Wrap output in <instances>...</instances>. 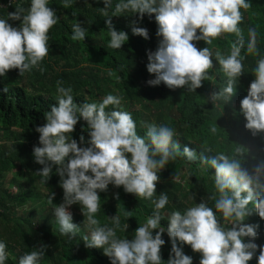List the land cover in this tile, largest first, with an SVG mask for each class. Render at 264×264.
I'll return each instance as SVG.
<instances>
[{
  "label": "clouds",
  "instance_id": "1",
  "mask_svg": "<svg viewBox=\"0 0 264 264\" xmlns=\"http://www.w3.org/2000/svg\"><path fill=\"white\" fill-rule=\"evenodd\" d=\"M11 2L15 4L18 0ZM72 2L64 0L63 7H70ZM103 4L110 35L108 47L113 49H120L129 39L125 31L116 30L113 16L130 12L133 14L130 17H138L132 20V33L147 40L148 29L137 24L145 14L154 15L156 35L161 39L156 51L147 52L146 68L154 76L147 81L149 86L163 83L170 90L196 92L205 80L211 79L209 73L214 67L212 50L198 48L197 42L211 45L225 34L234 35L229 54L215 51V60L227 77V85L208 97L213 105L220 101L228 103L236 94L237 78L244 74L242 49L246 48L247 54L260 55L257 30L250 26L246 41L240 27L244 20L241 9L246 11L252 6L248 0H120L115 4L113 16L107 14L112 0H103ZM7 15V19L0 18V77L11 70L23 75L38 67L49 54L48 34L58 20L48 0H31L27 10L17 5ZM10 20L21 24L14 27ZM85 38L86 30L81 24L73 25L72 40ZM253 72L255 79L240 101L239 112L245 118V129L255 137L264 133V58L257 61ZM57 92V103L44 113L46 123L36 128L40 146H34L33 156L42 165L37 173L44 178L43 183L50 179L54 166L60 177L63 202L53 211L61 235L72 239L78 233L79 226L73 223L68 209L79 204L89 228V235L83 237L84 246L103 249L110 264H165L162 259L165 231L171 243L166 264H193V258L183 252L184 245L200 254L199 264H249L254 257L257 264H264V159L250 171L242 166L240 148L226 153L202 145L199 155L188 146L181 151L170 126L149 124L145 135H138L132 114L120 110L118 96L108 94L100 102L78 105L70 87L58 86ZM109 106L111 111L106 110ZM81 119L86 122L90 138L86 141L80 135L78 142L72 133ZM211 131L214 133L216 128ZM178 156L189 162L199 159L201 164L214 169L209 178L215 191L183 214L178 210L168 213L165 229L160 222L164 219L162 210L169 203L168 195L161 192L158 199L153 197L160 181L158 173ZM110 184L154 204L153 215L135 229L132 239L117 236L120 221L116 216L111 217L114 227L101 226L95 218L101 207L98 193L106 192ZM54 198L52 192L48 196L50 205ZM115 198L119 199L118 193ZM127 215L132 217L129 211ZM250 216L252 219L246 223ZM128 227L125 225L124 230ZM6 247L0 242V264H5L8 258ZM46 247L22 255L18 264H39Z\"/></svg>",
  "mask_w": 264,
  "mask_h": 264
},
{
  "label": "trees",
  "instance_id": "2",
  "mask_svg": "<svg viewBox=\"0 0 264 264\" xmlns=\"http://www.w3.org/2000/svg\"><path fill=\"white\" fill-rule=\"evenodd\" d=\"M118 2L120 0H112V7L107 10L108 16L114 15ZM248 2L252 6L246 11L241 9L244 20L240 27L246 41L248 28L251 26L257 30L260 55L247 54L246 48L242 49L244 74L236 80V94L228 103L220 101L213 105L208 102V97L213 91L227 85V77L215 60V51L219 49L223 54H229L231 44L236 39L234 35L225 34L211 45L204 41L197 42L198 48L209 47L213 52L214 67L209 73L211 79L205 80L196 92L170 90L163 83L159 86H149L147 83L154 79L146 68L147 52L156 51L161 39L156 35L158 26L154 15L149 17L145 14L137 24L148 29L150 38L147 40L132 33V20L138 17H130L133 15L130 12L113 16L111 19L116 30L125 31L129 36L120 49H113L108 47L110 35L105 23L107 17L102 11L103 0H73L68 8L63 7L64 0H48V6L58 17L48 34L49 54L38 67L23 75H19L18 70H11L0 77V242L7 246L5 264H18L22 255L45 245V255L39 264H110L103 249L84 246L83 237L89 235V228L79 204L68 209L73 223L79 226L78 233L72 239L60 234V225L53 211L63 201L60 177L55 166L47 183H43L44 178L37 173L42 165L37 164L33 156L34 146H40V134L36 128L46 123L44 113L57 103L58 86L70 87L74 102L78 105L100 102L105 95L111 94L113 88L116 94L112 95L121 98L120 110L132 114L141 137L145 135L147 125L163 124L174 129V139L180 143L181 151L188 146L199 155L202 145L213 148L214 152L226 153L240 148L242 166L250 171L264 159L258 140L260 133L253 137L245 129V118L239 112L240 101L247 95L250 83L255 79L253 70L257 61L264 58V0ZM30 3L31 0H18L15 4L10 0H0V18L7 19L8 12L15 11L17 5L27 10ZM9 23L19 27L21 21L10 20ZM77 23L86 30L85 40H72L73 25ZM58 81L61 82L59 85ZM5 88L6 92L3 91ZM135 104L139 110L131 111L130 107ZM106 110L111 111L112 106ZM159 120L167 121L160 123ZM213 127L216 128L214 133L211 131ZM5 135L9 138H4ZM80 135H84L86 141L90 138L86 122L82 119L72 133L78 142ZM212 173L214 169L201 164L199 159L189 162L184 156L170 161L158 173L160 181L153 200L158 199L161 192H165L169 198V203L162 210L164 219L160 222L161 226L167 228L168 213L178 210L183 214L201 199H208L215 191L209 178ZM52 192L55 198L50 205L48 196ZM116 193L119 199L115 198ZM98 194L101 207L95 218L101 226L114 227L111 217L116 216L120 221V228L116 230L120 238L132 239L135 229L153 215L152 200L136 198L133 194L125 193L122 187L115 189L110 184L106 192ZM29 203H32V207L26 210ZM209 206H212L211 201ZM128 211L132 217H128ZM251 219L252 216L245 222L249 223ZM127 224L129 227L125 231ZM162 238L166 241L162 247V259L166 264L171 243L166 231ZM183 252L193 258V264H199L200 254L193 252L190 246L184 245ZM249 264H257L256 258Z\"/></svg>",
  "mask_w": 264,
  "mask_h": 264
},
{
  "label": "rangeland",
  "instance_id": "3",
  "mask_svg": "<svg viewBox=\"0 0 264 264\" xmlns=\"http://www.w3.org/2000/svg\"><path fill=\"white\" fill-rule=\"evenodd\" d=\"M113 89V88H112ZM110 90V93L111 94H116L115 93V91H114V89L113 90ZM106 96V95H105ZM104 96V97H105ZM100 98H103V97H100ZM130 109H131V111L133 110V111H135V110H139V107H138V105L137 104H135V106H131L130 107ZM129 109V110H130ZM160 121V123H164V122H166L167 120H159ZM4 138H9V136L8 135H5L4 136ZM258 140L260 141V143H261V150L264 152V133H260V137L258 138ZM21 183L23 184L24 183V181H21ZM35 187H37V185L35 184ZM29 189H30V187H28ZM115 189H117V187H115ZM14 192H16V190L14 189ZM63 202V201H62ZM31 207H32V203H29L26 207H25V209L26 210H29V209H31ZM154 207V206H153ZM72 208V206H70L69 207V209H71ZM21 213H22V211L20 210V212H19V214L21 215ZM37 224H39L38 222H37ZM258 245H262L261 243H258V242H256Z\"/></svg>",
  "mask_w": 264,
  "mask_h": 264
},
{
  "label": "crops",
  "instance_id": "4",
  "mask_svg": "<svg viewBox=\"0 0 264 264\" xmlns=\"http://www.w3.org/2000/svg\"><path fill=\"white\" fill-rule=\"evenodd\" d=\"M253 216V215H252Z\"/></svg>",
  "mask_w": 264,
  "mask_h": 264
}]
</instances>
